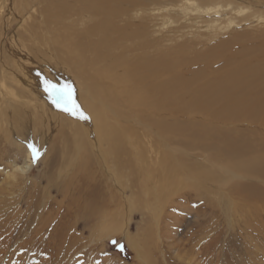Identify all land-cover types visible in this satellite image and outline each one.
<instances>
[{
  "label": "bare ground",
  "instance_id": "bare-ground-1",
  "mask_svg": "<svg viewBox=\"0 0 264 264\" xmlns=\"http://www.w3.org/2000/svg\"><path fill=\"white\" fill-rule=\"evenodd\" d=\"M159 1L0 0V122H9V137L47 150L50 167L75 163L88 181L72 194L59 190L64 204L53 199L51 221L37 217L52 250L77 252L78 227L93 237L112 223V233H122L147 207L154 220L181 209L198 217L228 196L229 214L256 221L264 212V32L231 33L204 49L197 39L167 45L181 37L185 20L215 27L207 40L220 35L222 22L203 14L211 9L200 4L210 0H175L184 13L175 7V18L162 14L169 9ZM226 9L224 16L242 12ZM159 17L170 34L149 31ZM3 18L6 28L30 21L21 40L11 37L18 58L3 50ZM45 80L70 85L87 120L57 108ZM193 197L203 203L191 206ZM124 235L141 257L140 241Z\"/></svg>",
  "mask_w": 264,
  "mask_h": 264
},
{
  "label": "rangeland",
  "instance_id": "rangeland-1",
  "mask_svg": "<svg viewBox=\"0 0 264 264\" xmlns=\"http://www.w3.org/2000/svg\"><path fill=\"white\" fill-rule=\"evenodd\" d=\"M175 3V0L174 2L172 0L159 1L160 6L163 5V7L169 9L162 12V14L171 11V16L178 17V15L174 16L173 14V9L176 7V11H180L179 15L182 13L181 16H184L182 10L178 8L179 5L176 4V6ZM230 4L232 6H229ZM188 6L194 8L197 5L189 4ZM227 7L237 8L242 12L237 15L227 14L224 16V10ZM200 8L206 11L211 9L208 13L203 14L214 16L220 20L219 23L222 22V29H218L220 35L210 36L207 40L208 36L212 35L211 32H214L215 27L210 25L211 28L208 29L206 28L207 25L197 23L198 20L184 21L183 19V24L186 23L187 26L182 29L181 37L179 36L175 41L166 42L167 45L176 42L181 43L185 39L192 41L197 39L200 42L198 48L204 49L207 44H214L231 33L258 35L264 32V0H233L230 2L227 0H210V2L200 4ZM247 16L248 18L244 19ZM164 20L165 18L159 17L157 21L156 19L152 20L151 27L149 24V31L153 32L154 36L160 37L166 33L170 34L168 32L170 26ZM3 21L6 28V18H3ZM161 23H164V26H158ZM173 25L172 23L171 26ZM177 25L178 23H176ZM202 25L203 27H201ZM30 26V21H28L26 25L21 24L18 26L16 24L13 27L6 28L7 30H4V27L3 30L1 29V33L4 34L2 43L5 47L3 50L6 55L7 52H11L12 57L18 58L11 37L15 36L18 40H21ZM203 34L209 35L205 36ZM81 119L87 120V118ZM9 126L7 120H1L0 264H38V262H41L40 264H264L263 209L260 212L257 211L258 220L256 221V218L249 214H246L247 217L229 214L226 209L229 208L227 201L231 202V198L228 196L224 201L222 200V206L211 205L207 210V214H201L198 217L192 209L190 214H186L187 210L183 209L176 214L170 209V214H163L161 218L157 219L159 222L154 220L155 215L150 217L148 207H145L147 211L144 210V213L142 209L141 213L139 211L134 213L130 221V228L126 231L129 230L130 235L140 241L141 257L138 256L136 248H133L126 235H124L126 231L112 233L117 227L112 223H110L108 229L102 230L100 234L97 233L93 237L91 235L93 233L88 231L87 228L84 230L83 227H78L82 238L77 240L83 246L77 252L72 249V254L69 255L70 252H67L64 248L60 249V252L59 250H52L53 244L50 243L51 241L48 238V231L46 229L41 233L37 231L40 220L44 218L51 221V212L58 207H55L53 199L61 200L60 203L64 204L60 189L63 192L65 189L66 192L72 194L75 186H88L86 175L75 172V163L69 164L70 166H63L62 159L56 165L57 167H50L47 164L50 154L45 149L41 150L42 156L33 163L30 151L27 148L29 142L13 135L9 137L6 133ZM30 142L34 143L33 141ZM45 144L52 148L55 141L47 140ZM71 148L72 150L75 149V144ZM50 169H54V172ZM50 177L52 182H49ZM102 180L103 186H106L104 176ZM109 186H111L110 183ZM220 187H217L216 191L219 190L218 194L223 195L224 190H221ZM130 196H132L131 193H129ZM74 197H77V194ZM213 199L217 201L215 198ZM78 200L82 201L81 198ZM202 200L204 199H195L191 206H200L203 203ZM113 202L115 201L112 198V207ZM142 202L144 204V201ZM181 203L187 205L186 201H181ZM154 204L151 201L150 208ZM172 206L174 207V205ZM190 208L189 206L188 209ZM113 213V216H116L115 210ZM46 215L50 219H47ZM174 215H177V218ZM37 217L40 219L39 221ZM169 220L171 223H169ZM119 222L124 224L125 220L120 219ZM109 233L113 235L109 236ZM41 239H43V243ZM113 240L117 241V244H123L124 250L120 251L117 244L112 243ZM86 241L87 244L84 245ZM261 242L262 245H260ZM52 252L57 254H52ZM57 255H59V258ZM74 257L77 258L72 261ZM70 260L72 263H70Z\"/></svg>",
  "mask_w": 264,
  "mask_h": 264
},
{
  "label": "snow or ice",
  "instance_id": "snow-or-ice-1",
  "mask_svg": "<svg viewBox=\"0 0 264 264\" xmlns=\"http://www.w3.org/2000/svg\"><path fill=\"white\" fill-rule=\"evenodd\" d=\"M44 84L45 91L49 93V98L57 108H61L72 115H78L81 118H87L73 98V90L70 85L61 87L48 80H45ZM27 148L30 151L33 163H35L43 154L40 148L32 142L27 144ZM112 243L117 244V241L113 240ZM117 247L120 249V251L124 250L123 244H117Z\"/></svg>",
  "mask_w": 264,
  "mask_h": 264
}]
</instances>
